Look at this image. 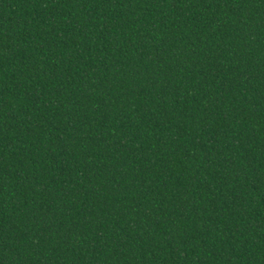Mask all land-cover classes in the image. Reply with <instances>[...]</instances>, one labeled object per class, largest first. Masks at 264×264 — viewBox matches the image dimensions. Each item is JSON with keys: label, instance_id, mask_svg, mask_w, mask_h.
Here are the masks:
<instances>
[{"label": "trees", "instance_id": "1", "mask_svg": "<svg viewBox=\"0 0 264 264\" xmlns=\"http://www.w3.org/2000/svg\"><path fill=\"white\" fill-rule=\"evenodd\" d=\"M0 264H264V0H0Z\"/></svg>", "mask_w": 264, "mask_h": 264}]
</instances>
